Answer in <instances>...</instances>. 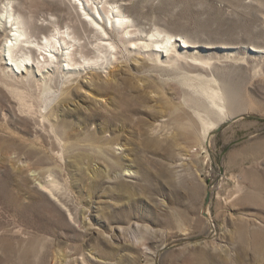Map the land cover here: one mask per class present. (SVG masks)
Wrapping results in <instances>:
<instances>
[{"label": "rangeland", "instance_id": "374dc122", "mask_svg": "<svg viewBox=\"0 0 264 264\" xmlns=\"http://www.w3.org/2000/svg\"><path fill=\"white\" fill-rule=\"evenodd\" d=\"M15 3L48 25L50 0ZM124 3L147 29L190 40L181 72L134 50L109 75L72 71L44 89L8 78L12 27L0 26V264H264V0ZM210 80L233 95L224 115ZM63 87L71 107L110 118L106 135L127 143L135 175L108 182L94 174L110 168L104 155H65L76 114L64 130L39 121ZM50 173L64 184L57 196L39 188Z\"/></svg>", "mask_w": 264, "mask_h": 264}, {"label": "bare ground", "instance_id": "6f19581e", "mask_svg": "<svg viewBox=\"0 0 264 264\" xmlns=\"http://www.w3.org/2000/svg\"><path fill=\"white\" fill-rule=\"evenodd\" d=\"M3 1L0 0V26L3 28V25L10 23L12 27L11 34L1 49L2 58L5 59L2 66L4 70L8 71L9 68L11 72L9 79L35 77L44 89L54 85L59 87L62 77L65 78L72 71L82 73L91 68L92 76H99L98 70L102 68L105 74L109 75L111 70L108 69L113 65V60L128 61V53L134 50L139 54L153 52L155 56L150 58L153 67L161 71H178L175 75L181 72L179 64L188 62L183 50L189 46L188 38L180 35V39L175 33L160 27L153 31L147 29L140 19L131 13L129 6L124 3L125 0H50V17L44 18L45 22L48 21L47 26L40 24L35 14L22 10L15 0H10L2 7ZM4 18L7 21H4ZM106 21L111 24L110 28ZM124 43L130 45L125 47ZM210 82L221 92L219 100L211 101V106L216 105L221 110L220 114L224 115L228 112L231 102L233 103V95L224 81L219 85L213 80ZM66 83L68 81L64 84ZM82 83L80 81L78 86ZM64 96L65 87L60 95H56V102L50 105L48 111L41 110L42 118L39 121L45 127L64 130L62 118L68 114H76L78 118L73 133L74 139L67 145L65 155H104L110 160V168L107 165L103 169L96 166L94 174L100 176L103 172L108 182L135 175L134 161L128 160L132 154L127 143L106 135L110 118L102 117V110L96 106L85 105L83 110L78 106L71 107L69 102L66 103ZM95 123H98V126L91 129L90 124ZM153 131L155 134L159 133V130ZM63 185L56 175L50 173L46 180L40 181L39 188L57 196V191ZM68 212L71 219L76 220L70 209ZM144 246L149 249L146 243ZM246 246L243 241L240 250L242 257ZM256 249L257 247L254 249V255L258 257L260 253H257ZM153 260L148 258L146 264H155Z\"/></svg>", "mask_w": 264, "mask_h": 264}, {"label": "water", "instance_id": "95a60500", "mask_svg": "<svg viewBox=\"0 0 264 264\" xmlns=\"http://www.w3.org/2000/svg\"><path fill=\"white\" fill-rule=\"evenodd\" d=\"M209 199H210V193H208L207 195V200H206V203H205V211H204V214L209 217V213L206 211L207 207H208V203H209Z\"/></svg>", "mask_w": 264, "mask_h": 264}]
</instances>
